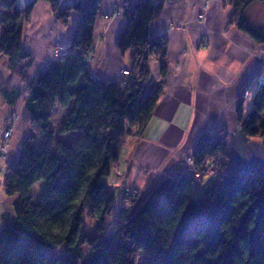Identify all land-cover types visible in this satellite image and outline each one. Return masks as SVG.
<instances>
[{
  "label": "trees",
  "instance_id": "16d2710c",
  "mask_svg": "<svg viewBox=\"0 0 264 264\" xmlns=\"http://www.w3.org/2000/svg\"><path fill=\"white\" fill-rule=\"evenodd\" d=\"M38 1L51 5L62 26L72 12L79 21L61 53L28 79L24 72L33 60L25 48L23 27L33 6L20 12L15 0H6L0 13V26L7 27L0 36V55L8 58L11 74L26 84L25 127L37 126L48 137L38 150L30 133L16 164L4 175V194L16 199L12 214L1 216L0 264H48V253L58 258L53 264H135L139 255L140 264H264V152L246 158L228 149L219 133L201 136L191 155L193 169L202 174L211 160L220 171L200 200L192 198L196 180L185 176L166 178L143 197L135 193L127 202L122 195L120 203L105 181L118 156V138H141L154 113L162 81L147 89V62L153 51L161 53L163 41L149 34V25L159 19L163 4L174 0H138V19L129 11L130 0L122 1L127 23L115 48L131 52L133 72H138L125 86L123 81L96 80L88 67L100 0H84L65 10L54 0ZM252 1H230L233 21L254 42L264 43V32L251 30L242 17ZM166 70L162 55L161 78ZM244 90L236 109L241 133L263 138L264 83L254 89L246 115ZM0 94L11 107L21 96L1 81ZM56 105L68 109L58 134L77 133L68 145L54 138L51 119ZM40 182L42 196L35 204L31 190ZM159 196L166 198L164 206H158ZM87 208L95 220L92 234L84 222ZM139 210H144L141 223L129 224ZM160 229L166 234L161 243Z\"/></svg>",
  "mask_w": 264,
  "mask_h": 264
},
{
  "label": "crops",
  "instance_id": "0c3cea01",
  "mask_svg": "<svg viewBox=\"0 0 264 264\" xmlns=\"http://www.w3.org/2000/svg\"><path fill=\"white\" fill-rule=\"evenodd\" d=\"M122 1L100 0L102 11L95 23L94 44L87 62L98 81L121 83L124 79L122 71L132 77L138 75L132 69L131 52L121 53L115 48V40L127 23ZM138 2L129 1V11L133 12L134 19H138ZM161 13L159 19L149 25V34L163 41L162 51L160 58H149L147 62L150 78L147 89L151 90L162 81L158 102L141 138L127 135L118 138V156L111 163L110 177L105 180L118 203L129 188L143 197L166 178L185 176L195 180V169L186 160L204 134L219 133L226 138L228 149L235 151L253 139L245 138L241 133L236 109L241 92L260 73L264 63V43H256L238 30L233 21L235 10L224 0L167 1ZM242 17L251 30L264 32V0L249 3ZM69 20L62 26L54 19L49 3L38 1L33 5L23 27L25 48L33 60L30 69L24 72L28 79L44 70L66 46L79 17L72 12ZM162 55L167 69L164 78L160 77ZM8 62L0 59V81L21 92L26 84L11 74ZM253 91L244 98L243 115L251 110ZM24 107L19 102L15 107L7 105L0 94V143L7 115L17 112L19 117L9 142L8 160H0V230L4 228L1 216L12 214L16 199L12 197L9 206L5 205L10 198L5 196L2 188V170L16 164L20 147L32 132L30 126L25 127L24 120L29 115ZM67 114L68 109L56 107L51 122L57 115L54 138L68 145L77 133L58 134ZM203 193H197V199L200 200ZM143 214L144 210H139L129 224L139 225Z\"/></svg>",
  "mask_w": 264,
  "mask_h": 264
},
{
  "label": "rangeland",
  "instance_id": "374dc122",
  "mask_svg": "<svg viewBox=\"0 0 264 264\" xmlns=\"http://www.w3.org/2000/svg\"><path fill=\"white\" fill-rule=\"evenodd\" d=\"M7 1H10V0H7ZM224 1L226 2V0H224ZM6 28H7L6 26H0V36L2 35L4 29H6ZM2 58L5 59V61L8 60L7 57L0 55V59H2ZM23 67L24 66H21V65L18 66L16 68L15 72H19ZM20 95L21 96L17 102H19V105H22L23 101H24V97L26 96L25 95V89L20 92ZM56 107H58V105H56ZM58 109H63V108L58 107ZM57 111H59V110H57ZM13 113L18 114L17 112H13ZM26 119L24 120V123H25ZM57 123H58V118H57V115H55V119L53 120V123L51 122V125L55 130L57 129ZM30 128H32L31 134H33V139H34L33 143L35 144L37 149L40 150V148L47 143L48 137L43 135L42 133H40V131H39L40 129H38L37 126H30ZM10 140H12V139H10ZM263 144H264V137L263 138L255 137L250 142L246 143L245 145L238 147L237 152H239L240 154H242L246 158L251 157L253 155L254 156H263V152H264V145ZM0 145H1V143H0ZM7 160H8V158H7ZM2 161L4 162V160H2ZM6 171H7V169L2 170L4 175H5ZM107 179L108 178H106L105 180H107ZM208 183H209V181H205L203 183H197V182L193 183V186H192L193 199L196 198L195 200H199V199H197L198 198L197 193H199V192L202 193V191L205 190ZM42 190H43V184L41 182L37 183V185H35L33 187V189L31 190V195H32L31 199H32L33 203H35V204L38 203L40 196H42L41 195ZM134 194H135V191H134ZM8 201H9V203H7L8 205L5 204L6 206H9L12 199L10 198ZM89 210L90 209H88V208L85 209V214H84L85 220H84V222H85V226H86L87 231H89V233L92 234L95 232L94 231L95 230V222H94L95 220L92 219ZM165 238H166L165 232L160 229L159 235H158V242H160V243L163 242ZM55 261H58L57 256L53 253H48V262H49L48 264H53ZM141 261H142V256L139 255L136 257L135 264H140Z\"/></svg>",
  "mask_w": 264,
  "mask_h": 264
},
{
  "label": "built area",
  "instance_id": "2783aa9c",
  "mask_svg": "<svg viewBox=\"0 0 264 264\" xmlns=\"http://www.w3.org/2000/svg\"><path fill=\"white\" fill-rule=\"evenodd\" d=\"M231 0H226L227 3H230ZM118 14H114V16H117ZM151 59H158L160 58V52L159 51H153L150 55ZM89 58H87V61ZM123 79V86L126 85V81L130 79L131 74L128 73L127 71H122L121 72ZM264 83V63L261 65V70L260 73L253 79V81L248 85L245 90H244V97H248L249 94L253 91L254 88L259 87L260 85H263ZM8 117L5 118V122L7 123L6 128L1 136V145H0V160H7V151L9 150V141L12 139L14 130L15 128V121L17 120L18 114L15 113H9L7 115ZM264 120V116H262ZM241 130V129H240ZM226 142V138L223 139V143ZM187 163L192 164V158L191 156L188 157L186 160ZM205 170L202 174L200 173H195V180L198 182H203L204 181H210L212 180L216 173L219 172V165L217 162H212L211 160L206 163L205 165ZM10 172L5 173V176H8ZM134 194V189L129 188L126 189L123 193V198L124 201L127 202L131 200L132 196ZM158 206H164L166 204V198L164 196H159L158 198Z\"/></svg>",
  "mask_w": 264,
  "mask_h": 264
},
{
  "label": "water",
  "instance_id": "95a60500",
  "mask_svg": "<svg viewBox=\"0 0 264 264\" xmlns=\"http://www.w3.org/2000/svg\"><path fill=\"white\" fill-rule=\"evenodd\" d=\"M37 0H15V9L20 12L26 11L28 8H31ZM58 7L62 10L69 9L72 6L76 5L79 2H82L84 0H54ZM155 2L161 3L165 2L166 0H154ZM6 0H0V13L2 11V8L5 4Z\"/></svg>",
  "mask_w": 264,
  "mask_h": 264
}]
</instances>
